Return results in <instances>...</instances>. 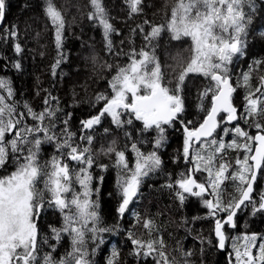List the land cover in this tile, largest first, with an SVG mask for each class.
Returning <instances> with one entry per match:
<instances>
[{"label": "snow or ice", "instance_id": "obj_1", "mask_svg": "<svg viewBox=\"0 0 264 264\" xmlns=\"http://www.w3.org/2000/svg\"><path fill=\"white\" fill-rule=\"evenodd\" d=\"M125 2L130 16L142 12V0ZM90 5L93 10L88 19L102 28L106 47L111 51V36L116 29L110 22L103 0H90ZM254 8V0H176L167 22L152 26L145 35L146 40H151L167 32L174 41H190L191 59L179 74L175 87L164 83L165 77L155 55H150L144 49L138 53L132 49L129 63L117 66L115 75L109 81L111 95L96 97L97 102L103 101V105L96 115L81 121L82 132L93 129L103 117L108 116L118 128L138 121L142 125L138 129L141 134L156 133L152 151L142 152L136 142L131 143V150L136 155L134 168L129 166L125 151L113 147L115 141L104 150L106 155L114 154L116 157L115 166L119 170L117 186L122 197L117 212L121 216L137 196L142 178L161 168L162 160L156 149L162 147L166 140L165 126L175 123L183 126L185 136L182 157L178 159L182 158L193 167L181 172L174 184L167 186L179 189L176 195L181 203L187 198L185 194L201 198L209 215L215 219L214 233L218 238V247L225 248L223 229L226 226L236 227L235 217L242 206L250 204L253 214L264 213V191L260 192L259 200L253 196L254 185L259 179H264V134H261L264 133V125H255L260 130L255 136L236 125L231 130L235 137L227 144L213 135L225 119L221 113L226 114L228 123L241 118L233 103L236 89L229 65L234 57L244 54ZM44 14L55 29L58 58L51 66L52 75L55 76L63 59L59 50L62 48L65 20L54 0H44ZM5 18L6 0H0V24L4 23ZM144 23L150 22L145 20ZM137 27L144 31L142 27ZM3 33L0 38L5 40L18 36L15 26L3 29ZM261 36L264 37V33ZM14 50L17 54L22 53L20 43H15ZM13 66L21 68L19 62ZM107 67L111 69L112 65ZM189 74H199L209 80V84L199 93V107L204 116L198 127H189L192 121L182 119L185 107L181 93ZM250 75L243 74L245 87ZM260 80V86L244 97L245 120L264 115V76ZM0 91L6 92V95L0 94V169L3 170L0 172V264H92L86 233L90 232V238L96 242L98 233L112 230L98 226L99 202L92 198L99 191L93 187L91 172L95 164L90 148L93 136L82 135L80 139L86 146L81 147L73 139L75 133L68 130L67 120L64 121L65 127L57 134L56 109L51 106L57 98L50 93L44 99L43 111L36 112L26 103L25 111L18 112L16 103L9 102L14 96L11 81L0 77ZM204 100L209 101L207 107ZM27 117H31L34 123L27 124ZM104 131L108 132L109 129ZM221 131L225 135L230 132L226 127ZM125 135L133 139L132 133L126 132ZM45 143L55 144L56 147L57 154L48 160H43L40 155L41 146ZM226 148L240 149L245 153L242 159L237 158L236 165L239 167L232 172H229L232 166L223 159ZM71 162H75L76 166L70 167ZM98 167L106 169L107 165ZM194 173H206V181L198 180ZM226 180L236 183L239 195L223 204L220 189ZM206 193L214 194L217 198L215 201L207 199ZM46 208L59 211L63 224L60 227L49 225L51 236L41 237L38 222ZM220 212L226 215L217 217ZM143 226L151 229L152 222L145 220ZM64 234L71 237V250L57 259L53 253ZM130 239L135 246V255L148 257L155 253L159 257L155 264H175L164 251L162 238L147 242L131 236ZM260 239L264 240V237ZM244 240L242 250L234 246L235 264H264V242L257 244L255 234L245 236ZM41 242L48 245L51 251L41 255ZM257 248L258 252L254 254ZM92 251L94 253L95 248ZM191 255V252L184 253L183 264H191L187 259ZM117 256L118 253L113 251L108 264H115Z\"/></svg>", "mask_w": 264, "mask_h": 264}, {"label": "trees", "instance_id": "obj_2", "mask_svg": "<svg viewBox=\"0 0 264 264\" xmlns=\"http://www.w3.org/2000/svg\"><path fill=\"white\" fill-rule=\"evenodd\" d=\"M8 2L9 0H6V18L0 26V37L4 35L3 29L12 26H15L18 36L7 40L0 38V77L11 81L17 111L24 112L26 103L36 112L43 111L44 99L50 93L52 97L57 98L51 105L56 109L57 134L65 127L64 121L67 120L68 130L75 133L73 139L81 147L86 146L80 139L82 135L93 136L90 148L95 164L91 172L94 177L93 187L99 191L92 198L99 202L98 226L112 230L98 233L96 242L90 238L92 235L90 232L86 233L85 240L92 264H108L113 251L118 253L115 264H155L159 259L155 253L148 257L134 254L135 246L130 236L145 242L162 238L165 244L164 251L175 264H180L179 259L184 256L185 248L188 251L191 249L192 259H188L191 264H224L222 255L215 249L207 251L212 246L208 247L205 242L211 238L212 232L196 212L197 205H189V201L181 203L176 195L179 189L176 186L172 188L167 186L169 183L174 184L180 173L189 169L188 163L181 162V158L178 159L182 157L181 132H165L166 140L163 146L156 149L162 160L161 168L142 178L137 196L121 216L117 212L122 197L117 186L119 170L115 166L116 157L114 154L106 155L104 150L115 141L113 147L124 150L129 166L134 168L136 155L131 150V143L136 142L142 152L152 151L156 133L152 131L141 134L138 129L142 125L138 121H134L133 125L118 128L108 116L103 117L101 123L93 129L81 131V121L96 115L103 105V101L97 102L96 97L101 94L111 95L109 81L115 75L117 66L129 63L132 49L137 53L144 49L150 55H155L165 77L164 83L175 87L179 74L191 59L190 41L187 39L174 41L167 32H162L159 37L151 40H146L145 35L151 31L152 26L167 22L176 0H142L140 5L142 12L131 16L125 0H103L110 22L116 29L111 36L113 42L111 51L106 47L102 28L95 21L88 19L89 13L93 10L90 0H54L65 20L62 48L59 50L63 59L56 69L55 76L51 70L52 64L58 58L55 29L44 14V0H41L43 11L26 7L15 13L7 9ZM254 5V11L246 9L251 11L253 19L248 29L244 54L234 57L232 64L229 65L233 86L236 89L234 97L240 98L238 103L242 106L243 117L245 95L260 86V77L264 76V37L261 36V33H264V0H254ZM145 20L150 23L145 24ZM137 26L142 27L144 31H140ZM15 43H20L23 49L21 54L15 52ZM257 61L260 63L257 64ZM15 62L21 64L20 69L13 66ZM108 65H112V68L109 69ZM245 73L251 74L247 87L243 81ZM208 84L209 80L199 74H189L186 77V86L181 95L184 99V113L188 117L199 107L201 103L199 93ZM4 93L0 91V94ZM204 104H209V101L204 100ZM243 117L240 123L243 122ZM26 123L30 125L34 121L27 117ZM257 123L264 125V115L244 119L243 126L260 132L255 127ZM106 128L109 129L108 132L104 131ZM126 132L132 133V140L128 139ZM234 137L235 133L231 131L228 135L222 132L216 138L227 144ZM141 140L145 142L141 143ZM235 150L237 149L226 148L223 153V159L230 165L234 158L242 159L245 155L241 153L234 156ZM54 154H57L55 144L45 143L41 146L40 155L43 160H48ZM98 165H107V168L102 169ZM75 166V162H71L70 167ZM230 168L229 172H232ZM2 171L0 169V172ZM100 177L103 179L100 180ZM231 182L232 180H228L226 184ZM251 218L253 222L249 228L252 231L249 233L264 237V214L255 213ZM145 220L152 222L151 229L143 226ZM198 221H202L203 226H197ZM62 224L61 213L46 208L38 222L41 237L51 236L49 225L60 227ZM100 240L103 242L100 243ZM70 250L71 237L64 234L56 244L53 255L59 259ZM48 251H51L48 245L41 242V255ZM257 252L258 249L255 250V254Z\"/></svg>", "mask_w": 264, "mask_h": 264}, {"label": "flooded vegetation", "instance_id": "obj_3", "mask_svg": "<svg viewBox=\"0 0 264 264\" xmlns=\"http://www.w3.org/2000/svg\"><path fill=\"white\" fill-rule=\"evenodd\" d=\"M235 95V92L233 93V97ZM233 103L234 106L237 107L238 110V114L240 115V119L239 120H235V122L232 123H228L226 121V115L224 114H220L221 116H224L225 119L223 121H221L220 123V127L217 129V132L214 133L213 135L215 137H217L220 133H222L221 129L222 128H228L231 132V130L236 126L239 125L242 129L248 131V133L252 136H254L256 133H258V131H255L253 128L250 127H245L243 126V122L240 123V120H242L243 117V111H242V106L239 103H236V101H234L233 99ZM239 104V105H238ZM205 106L207 107L208 104H205ZM242 114V116H241ZM204 116V113L200 110V107H198L196 109V111L193 113L192 116H187L186 113L182 114V119L184 121H192V124L189 125V127H198L199 123L202 122V118ZM220 119V117H218V120ZM166 131L165 132H169V133H173V132H181L182 135L180 137L182 145H183V141H184V131H183V126L179 123H175L172 126H165ZM234 132V131H232ZM264 134V133H263ZM239 139V138H238ZM241 153H244L243 150L237 149L234 151V156H239ZM236 160L237 158H234L231 161V170H235L237 167H239L238 165H236ZM181 162H185L182 158H181ZM189 168H192V165L189 164ZM194 175L196 176V178L200 181H206L207 175L206 173H194ZM228 181V180H227ZM221 185V200L223 204H227L229 200H231L233 197H238L239 193L237 191V187H236V183L235 182H231L229 184H226V182ZM254 192H253V196L256 200H259V195L261 191H264V179H259L258 182L254 185ZM209 191L211 192V189H209ZM186 195V202L189 201V205H193L196 204L197 205V209L196 212H198L200 214V216L202 217L204 223H206V226L210 228L212 235L211 238L206 241V245L208 247L212 246L211 249H207V251H213L214 249L222 255V260L224 261V264H235V256H234V246L235 247H239L242 250V247L245 243L244 237L245 236H252L253 234H250L249 231H252L249 227L251 225L252 218L251 215L253 214L252 211V206L249 204L246 207L242 206V210L237 212V216L235 217L236 220V227H231V226H226L225 229H223V231H225V236H226V241H225V248L224 249H220L218 247V241L214 238V226H215V219L213 217H211L209 215V210L203 205L201 198L199 197H193L190 196L188 194ZM205 198L207 199H211L214 200L217 198L214 194L213 195H209L208 193L205 194ZM264 214V213H263ZM226 214L223 212L217 213V217H221V216H225ZM203 226L202 221H198V225L197 226ZM206 228V227H205ZM209 241H211L209 243ZM262 240L260 239V237H257V241L256 243L259 244L261 243ZM187 248H185L184 250L186 252H191V249L188 251L186 250ZM258 249V248H257ZM255 250L254 249V254H255ZM185 259L184 256H182L179 259L180 264H183V260ZM187 259H192V256L187 257Z\"/></svg>", "mask_w": 264, "mask_h": 264}, {"label": "rangeland", "instance_id": "obj_4", "mask_svg": "<svg viewBox=\"0 0 264 264\" xmlns=\"http://www.w3.org/2000/svg\"><path fill=\"white\" fill-rule=\"evenodd\" d=\"M26 7H34L38 9L39 11H43L41 0H9L7 4V9L10 12H14V13L19 12ZM4 95H6V92L4 93ZM233 98L235 99V97ZM239 100L240 98L237 97V99H235L236 103H238ZM9 102H13V97L9 99Z\"/></svg>", "mask_w": 264, "mask_h": 264}, {"label": "water", "instance_id": "obj_5", "mask_svg": "<svg viewBox=\"0 0 264 264\" xmlns=\"http://www.w3.org/2000/svg\"><path fill=\"white\" fill-rule=\"evenodd\" d=\"M1 25H2V24H0V26H1ZM221 114H223V113H221ZM224 115H226V114H224ZM232 122H235V120H233ZM232 122H231V123H232ZM256 134H258V133H256ZM256 134H255V135H256ZM261 134H263V133H261ZM255 135H254V136H255ZM213 234H214V238L218 241V238L215 236V233H213Z\"/></svg>", "mask_w": 264, "mask_h": 264}]
</instances>
